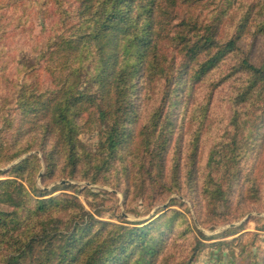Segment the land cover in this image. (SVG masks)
Instances as JSON below:
<instances>
[{
    "label": "trees",
    "instance_id": "obj_1",
    "mask_svg": "<svg viewBox=\"0 0 264 264\" xmlns=\"http://www.w3.org/2000/svg\"><path fill=\"white\" fill-rule=\"evenodd\" d=\"M7 37L33 56L1 75L0 264H192L205 248L208 264H264L244 222L214 240L177 196L159 206L184 196L204 228L241 219L247 204L264 211V58L250 49L264 38V0H0L2 55ZM199 83L203 101L190 106ZM222 85L229 117L206 143ZM93 127L89 150L79 135ZM78 181L157 208L101 219ZM249 219L264 231V217Z\"/></svg>",
    "mask_w": 264,
    "mask_h": 264
},
{
    "label": "rangeland",
    "instance_id": "obj_2",
    "mask_svg": "<svg viewBox=\"0 0 264 264\" xmlns=\"http://www.w3.org/2000/svg\"><path fill=\"white\" fill-rule=\"evenodd\" d=\"M31 20L34 24V31L33 33L37 36L40 30V23L39 21L32 17ZM20 41V40H19ZM16 42L14 39L7 37V40L5 42L4 48L5 51L12 47L9 54L5 53L4 55L0 54V94H5L6 87L4 84V81L1 79V75L9 76L10 78H13L15 66L13 62V57L15 55H24L27 58H31L33 56V52L30 48H26L27 44L26 41ZM250 49L252 50V56L255 60L263 59L264 58V38L257 37L254 39L251 43ZM2 55V56H1ZM41 78L44 82H47V76L43 71H41ZM204 84H196L195 90L193 91L191 97L188 99L190 101V106L194 103H200L203 101V97L206 93V89L204 88ZM228 85H222L218 87L214 92L213 96L210 102L209 110H208V116L205 119L204 127L209 132L206 133L205 142L209 143V137L213 136L215 134L222 133V127L227 123L228 117H229V105H228ZM218 131V132H217ZM221 131V132H220ZM80 140L85 144V146L89 150H93L95 148V145L98 141L97 137V130L95 127H93L90 130H86L82 132L79 135ZM187 139V134L184 137V142ZM40 154L38 151H34ZM18 160V159H17ZM16 160V161H17ZM14 161V162H16ZM202 162V159L200 160ZM250 165V163L248 164ZM256 166H258V169L263 168L264 169V157H262L259 161L256 162ZM6 168V167H4ZM1 169V168H0ZM257 177H260L261 183L264 184V176L257 175ZM37 182L40 184V174L37 176ZM66 182V181H61ZM57 183V182H54ZM53 182L49 184L48 188L54 184ZM78 185L87 186L92 189V191L97 193V197L95 198L93 195H87L84 196V194H79L80 201L84 204L86 209L90 211H94V208H97L100 210L99 217L104 220L113 221L116 222L117 220L113 216L114 213H120L124 219H127L128 221H141L145 220L146 218L152 216V214L155 212L156 207H150L146 205L143 201L140 199H135L131 202H125L123 193L121 190H118L116 188H113L110 185L107 184H90L88 182L84 181H78ZM80 187V188H81ZM261 188L264 191V185L261 186ZM177 196L182 201L186 203L188 206V212H187V218L192 222V224L202 231L207 238H214V240L218 239H231L234 236H237L239 233L248 231V232H254L258 234L257 244L261 247H264V231L258 230L256 228V222L254 219H249V217H264V211L260 210L258 207H256L253 204H247L246 209L248 210L247 213L239 220H234L229 223H223L220 225H217L213 228L209 227H202L196 220L195 210L193 209V206L191 202L184 196L178 195V194H171L169 197H166L164 200V203L160 204V207H164L166 204H168L170 197ZM109 206V208H108ZM176 207V206H174ZM1 209H9L6 206L0 205ZM245 223L244 228L240 230L239 233L235 235H231L228 237H222L223 231L228 227L238 226L242 223ZM212 240H207L206 242H210ZM209 248H205L197 257V259L192 264H208L209 262V254L207 252Z\"/></svg>",
    "mask_w": 264,
    "mask_h": 264
}]
</instances>
